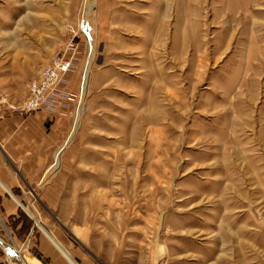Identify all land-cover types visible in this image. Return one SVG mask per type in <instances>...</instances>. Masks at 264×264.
Here are the masks:
<instances>
[{
    "label": "rangeland",
    "instance_id": "374dc122",
    "mask_svg": "<svg viewBox=\"0 0 264 264\" xmlns=\"http://www.w3.org/2000/svg\"><path fill=\"white\" fill-rule=\"evenodd\" d=\"M58 60L52 219L109 264H264V0H0V96Z\"/></svg>",
    "mask_w": 264,
    "mask_h": 264
},
{
    "label": "crops",
    "instance_id": "0c3cea01",
    "mask_svg": "<svg viewBox=\"0 0 264 264\" xmlns=\"http://www.w3.org/2000/svg\"><path fill=\"white\" fill-rule=\"evenodd\" d=\"M70 129L59 112L0 120V264H109L47 212L62 207L68 168L54 164Z\"/></svg>",
    "mask_w": 264,
    "mask_h": 264
},
{
    "label": "built area",
    "instance_id": "2783aa9c",
    "mask_svg": "<svg viewBox=\"0 0 264 264\" xmlns=\"http://www.w3.org/2000/svg\"><path fill=\"white\" fill-rule=\"evenodd\" d=\"M70 68V63L58 60L52 67L42 71L38 80L29 85V95L23 102L21 108L16 109L14 105L7 102V98L0 96V120L5 117L3 105L14 110H20L24 113L38 112L45 108L51 94L63 82L65 74ZM11 264H23L19 257L15 258Z\"/></svg>",
    "mask_w": 264,
    "mask_h": 264
},
{
    "label": "bare ground",
    "instance_id": "6f19581e",
    "mask_svg": "<svg viewBox=\"0 0 264 264\" xmlns=\"http://www.w3.org/2000/svg\"><path fill=\"white\" fill-rule=\"evenodd\" d=\"M85 79H86V75H85ZM87 81V80H86ZM86 84V83H85ZM81 112V111H80ZM70 141V140H69ZM69 143V142H68Z\"/></svg>",
    "mask_w": 264,
    "mask_h": 264
}]
</instances>
